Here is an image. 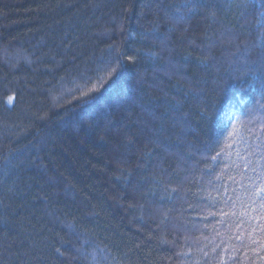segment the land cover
Instances as JSON below:
<instances>
[{
    "label": "trees",
    "instance_id": "16d2710c",
    "mask_svg": "<svg viewBox=\"0 0 264 264\" xmlns=\"http://www.w3.org/2000/svg\"><path fill=\"white\" fill-rule=\"evenodd\" d=\"M261 105L264 0H0V264H264L211 159Z\"/></svg>",
    "mask_w": 264,
    "mask_h": 264
},
{
    "label": "snow or ice",
    "instance_id": "6c2138e0",
    "mask_svg": "<svg viewBox=\"0 0 264 264\" xmlns=\"http://www.w3.org/2000/svg\"><path fill=\"white\" fill-rule=\"evenodd\" d=\"M181 7L195 9L194 4H184ZM251 123V120L248 121L239 132H229L225 138L228 141L227 148L224 151H217L211 159L213 163H216L224 156L225 152L230 154L235 151L236 158L243 161V172L246 178V183L241 185L243 195L242 197L238 196L232 202L233 208L237 204L240 207L238 214L235 211L231 213L235 217V227L239 230L235 239L242 246L251 248L254 253H264V148L261 147L264 141H261L259 135H256L254 130L248 127ZM259 126L264 129V123ZM224 131L225 129L220 130L215 144L206 146L205 151H215L219 147V136L223 135ZM253 135H256V140L250 143L249 138ZM224 203L228 204L229 200H225ZM224 214L228 215V213ZM66 227L72 230V225L69 224ZM59 251L57 249L58 253ZM207 255L208 253H205V256Z\"/></svg>",
    "mask_w": 264,
    "mask_h": 264
},
{
    "label": "rangeland",
    "instance_id": "374dc122",
    "mask_svg": "<svg viewBox=\"0 0 264 264\" xmlns=\"http://www.w3.org/2000/svg\"><path fill=\"white\" fill-rule=\"evenodd\" d=\"M233 110H234V107H230V109L227 110L226 112L229 113V111H230V114L232 115V114H234ZM230 114H229V117H231Z\"/></svg>",
    "mask_w": 264,
    "mask_h": 264
}]
</instances>
